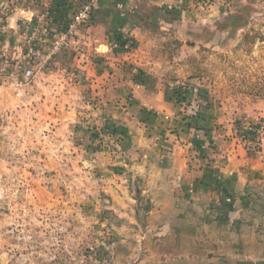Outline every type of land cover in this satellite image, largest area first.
Returning a JSON list of instances; mask_svg holds the SVG:
<instances>
[{"label":"crops","instance_id":"0c3cea01","mask_svg":"<svg viewBox=\"0 0 264 264\" xmlns=\"http://www.w3.org/2000/svg\"><path fill=\"white\" fill-rule=\"evenodd\" d=\"M85 1L51 0L52 30L64 28ZM4 5L0 0V14ZM260 8L244 0L236 8L201 0H98L74 48L20 85L21 100L43 107L36 116L46 129L57 123L68 140H79L69 149L88 164L87 156H98L102 191L126 195L128 250L141 251L143 264H264V137L259 152L250 153L236 135L248 123L264 124ZM38 11L7 15L0 29L5 67L22 63V40L36 20L19 24ZM171 39L180 46L167 55L162 47ZM189 57L219 62L218 78L208 79L203 64L192 77ZM136 69L150 78L145 85L134 83ZM172 84L183 87L184 104L170 100Z\"/></svg>","mask_w":264,"mask_h":264},{"label":"rangeland","instance_id":"374dc122","mask_svg":"<svg viewBox=\"0 0 264 264\" xmlns=\"http://www.w3.org/2000/svg\"><path fill=\"white\" fill-rule=\"evenodd\" d=\"M201 1L207 5L211 0ZM240 1L213 0L231 8ZM252 4L261 6L255 24H262L264 0ZM1 54L0 264H143L141 251L128 250L126 195L118 189L113 194L102 191L95 167L100 159L87 156L88 164L85 156L72 152L69 148L76 149L79 140H68L62 126L52 123L47 131L36 116L43 107L36 109L30 99L21 100L18 95L20 85L31 84L23 77L24 67L20 63L17 67L16 60L5 67ZM202 57L198 62L203 69L210 68L208 79L218 78L213 73L219 70V62ZM22 103L27 107H21ZM253 124L264 126L261 121ZM236 135H244L243 127ZM249 140L254 142L256 136ZM110 149L102 143L103 152Z\"/></svg>","mask_w":264,"mask_h":264},{"label":"built area","instance_id":"2783aa9c","mask_svg":"<svg viewBox=\"0 0 264 264\" xmlns=\"http://www.w3.org/2000/svg\"><path fill=\"white\" fill-rule=\"evenodd\" d=\"M5 3L2 14H0V29L7 19V15L12 12H31L38 9V13L33 15L28 21L22 19L19 26L27 27V22L31 23L33 18L36 26L32 35H26L22 40L23 52V77L29 84L35 76V69L51 64L54 56L59 52L73 47L76 33L84 26L88 25L93 13V9L98 0H86L74 11L68 24L58 30H52L48 17L50 14L51 0H3ZM43 40H46L47 43ZM77 51V49H76ZM170 87H177L172 84ZM244 132L253 133L256 140L252 142L249 138L240 136L238 140L245 144L248 152L258 153L260 141L264 137V126L248 123L244 127Z\"/></svg>","mask_w":264,"mask_h":264},{"label":"trees","instance_id":"16d2710c","mask_svg":"<svg viewBox=\"0 0 264 264\" xmlns=\"http://www.w3.org/2000/svg\"><path fill=\"white\" fill-rule=\"evenodd\" d=\"M213 0H211L210 2H212ZM248 3H256L259 2V0H244ZM95 8V7H94ZM94 10V9H93ZM91 20V19H90ZM245 42H253L254 41V37H248L246 36L244 38ZM179 42L174 41L173 39H171L170 41H168L166 44L163 45L162 50H164V52H166L167 55H170L174 50L179 49ZM187 63L190 65V68L192 69V77H198L199 73L201 72V69L199 67V62L195 59V58H189L187 60ZM188 65V66H189ZM150 78L140 69H136V74L133 76V81L136 84H140V85H145L146 81H148ZM170 100L173 101L176 104H184L185 102V98H184V90L183 87L181 86H177V87H170ZM244 138H249L250 136H254L253 133H248V132H244V135H242ZM221 206L222 208H224L225 210L230 211L232 209V207L227 204L225 202V200L221 201Z\"/></svg>","mask_w":264,"mask_h":264}]
</instances>
